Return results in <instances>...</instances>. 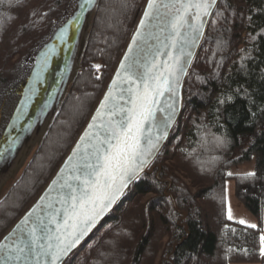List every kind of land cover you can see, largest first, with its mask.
<instances>
[{"label":"trees","instance_id":"obj_1","mask_svg":"<svg viewBox=\"0 0 264 264\" xmlns=\"http://www.w3.org/2000/svg\"><path fill=\"white\" fill-rule=\"evenodd\" d=\"M78 0H0V135L38 52ZM147 0H98L79 68L39 148L0 200V239L51 179L98 103ZM254 170L231 172L248 161ZM257 219L230 220L224 183ZM264 0H218L180 116L146 172L65 264H264Z\"/></svg>","mask_w":264,"mask_h":264},{"label":"water","instance_id":"obj_2","mask_svg":"<svg viewBox=\"0 0 264 264\" xmlns=\"http://www.w3.org/2000/svg\"><path fill=\"white\" fill-rule=\"evenodd\" d=\"M217 1L218 0H215V3L209 9V14L206 16L196 17V10L192 9L186 18L187 22L183 27L178 29L179 35L172 32L170 23L174 16L173 6H180L176 0H158L160 5L158 12L154 17H149L147 19L144 14L146 11L151 12V9L148 7L149 0L146 1L141 15L135 24L132 35L125 46L98 103L79 136L32 205L0 239V245L7 246L11 249H14L17 245L24 247L30 241L32 242L31 252L25 247L24 257L20 261H17L16 264H51V258L44 255V252L47 250L46 246L49 243V240L47 239L48 234L42 232L41 228L47 226V228L52 230L51 234L54 236L57 234V225H63L64 223V208L67 205H65L63 201L67 199V196L71 191L66 185H71L72 188H77L80 185V181L75 179L79 173L75 171L73 166L77 161H80L81 167L83 166L87 156L85 145L89 142L94 143V138L96 136L102 138L107 134V129L102 126L106 125L108 121V117L105 115L107 109L101 108V104L107 103V101H105V96L109 94V90L112 89V96L117 98L119 104H125V101L119 100L118 97L120 87H127V84L118 86L121 76H118L117 73L120 69L121 61L124 60L125 56L133 55V53H129V45L132 44V38L137 30L141 28V21H145V27L141 30L146 34L147 44L144 46L143 51L135 53L136 55L150 58L148 57V53L152 52L155 48L161 47L163 44H171L173 40L176 42L175 47H161V51L168 55L157 57V61L169 60L170 56L179 57L181 63L184 65V71L178 73L179 80L175 85L174 93H172L174 98V109L151 154L148 156L143 155L133 161V167L136 169L134 174L131 171L124 173L119 166L110 169L114 182L110 181V187L98 194L103 195L104 192H107L109 196L114 197L113 202L96 218L95 223L85 232L79 242L75 243L67 254L62 255L55 264H65L75 252L90 241L93 234L100 228L107 216L114 210L115 206L124 196L129 187L138 179V177L146 172L149 165L157 157L166 143L180 116L184 81L187 77L189 67L199 50L203 36L207 31L209 20ZM97 3L98 0L95 9ZM87 5L88 4H85L84 0L82 3V10H84ZM72 15L69 20L58 29L52 40L38 52L32 70L19 90L17 103L0 138V157L6 148L8 149L11 145L13 146L14 142L22 132H26V130L32 126L35 116L40 109L45 108L48 104L52 105V100L58 92L67 69V64L74 43L77 39V34L83 23L81 15H77L75 18H73ZM170 33L172 34V39H169ZM133 48L135 49V45H133ZM189 53H191V55H188ZM114 80L117 81L116 85L113 84ZM126 99L127 98L125 97V100ZM62 102L60 103L57 112L61 107ZM98 110L100 113L99 115ZM57 112L55 113L54 118ZM94 117H96L95 120L93 119ZM90 124L93 125L92 128H89ZM86 132L89 133L88 136H85ZM82 136L85 137L84 140H81ZM128 143L130 144L131 141ZM78 145L80 146L79 148ZM74 149L77 150L76 156H73ZM88 151H90V149H88ZM139 151L142 153L144 151L140 140ZM69 157H72V160H69ZM142 161L144 162L142 163ZM113 163H119L124 167L128 166L127 161L119 155ZM53 181H56V183H53ZM98 208L99 205H97V210ZM50 219H54L55 223H49ZM33 229L36 230L35 234H33ZM37 237H40V239H37ZM51 243L55 244L56 241L52 240ZM38 245H44L45 247L41 248L38 247Z\"/></svg>","mask_w":264,"mask_h":264},{"label":"snow or ice","instance_id":"obj_3","mask_svg":"<svg viewBox=\"0 0 264 264\" xmlns=\"http://www.w3.org/2000/svg\"><path fill=\"white\" fill-rule=\"evenodd\" d=\"M176 2L180 6H173L174 16L170 23L172 32L179 35L178 29L187 22L186 18L192 9L196 10V17L206 16L215 0H176ZM92 3L94 0H85V4L91 5ZM148 7L151 12H145L146 19L154 17L158 12L160 7L158 0H149ZM144 27L145 21L142 20L141 28L137 30L132 38V44L129 45V53H133V55L125 56L117 73L118 76H121L118 86L127 84V87H120L118 97L119 100H124L125 104H119L117 98L112 96V89L109 90V94L105 96L107 103L101 104V108L107 109L105 115H107L108 121L106 125H102L107 129V134L102 138L96 136L94 143L89 142L85 145L87 156L83 166L81 167L80 161H77L73 166L79 173L75 179L80 181V185L77 188L66 185L71 191L67 199L63 201L67 205L64 208L63 225H57V234L54 236L51 234L52 230L47 226L41 228L42 232L48 234L49 243L44 255L51 258V264H55L62 255H66L95 223L96 218L113 202L114 197L109 196L107 192H104L103 195L98 194L110 187V181L114 182L110 169L119 166L124 173L131 171L134 174L136 169L133 167V161L144 155L139 151L142 127L144 123L153 119V106L158 103L157 97L163 96L165 92L174 93L175 85L179 80L178 73L184 71V65L179 57L170 56L169 60L157 61L158 56L168 55L161 51V47H175V40L171 44H163L148 53L150 58L135 54L143 51L147 44L146 34L141 30ZM169 39H172L171 33ZM133 45H135V49ZM113 84L116 85L117 81L114 80ZM93 119L95 120L96 117ZM92 127L93 125L90 124L89 128ZM88 135L89 133L86 132L85 136ZM84 139L85 137L82 136L81 140ZM129 141H131L130 144ZM76 155L77 150L74 149L73 156ZM118 155L127 161V167L113 163ZM69 160H72V157H69ZM97 205H99L98 210ZM49 223H55V220L50 219ZM241 223L244 222L241 221ZM32 231L35 234L36 230ZM52 240H55L56 243H51ZM31 243L30 241L24 247L17 245L14 249L0 245V264H16L24 257L25 247L31 252ZM38 247L45 246L38 245Z\"/></svg>","mask_w":264,"mask_h":264},{"label":"crops","instance_id":"obj_4","mask_svg":"<svg viewBox=\"0 0 264 264\" xmlns=\"http://www.w3.org/2000/svg\"><path fill=\"white\" fill-rule=\"evenodd\" d=\"M57 112V111H56ZM56 112H52V105L41 108L32 123V126L22 132L17 140L0 157V200L5 196L11 186L16 182L22 170L31 159L35 150L40 146ZM44 125V126H43ZM40 131V132H39ZM251 172V171H247ZM245 173V172H243ZM225 212L230 220L252 226L257 224V219L237 199L235 183L227 180L224 184ZM264 212L263 228L261 233V250L264 252ZM230 264H258V263H230Z\"/></svg>","mask_w":264,"mask_h":264},{"label":"bare ground","instance_id":"obj_5","mask_svg":"<svg viewBox=\"0 0 264 264\" xmlns=\"http://www.w3.org/2000/svg\"><path fill=\"white\" fill-rule=\"evenodd\" d=\"M96 2L97 0H94V3H92L90 8L84 12L85 15L83 18V24L81 25V28L77 34V39L74 43L73 50L67 64L66 72L58 92L52 100V112L57 111L77 72L90 28V23L94 14ZM157 100L158 103L153 106L154 117L153 119L144 123L142 127V135L139 137L144 150L143 154L145 156H148L154 150V147L156 146V143L168 122L169 116L174 109V98L172 93L165 92L163 96L157 97Z\"/></svg>","mask_w":264,"mask_h":264},{"label":"rangeland","instance_id":"obj_6","mask_svg":"<svg viewBox=\"0 0 264 264\" xmlns=\"http://www.w3.org/2000/svg\"><path fill=\"white\" fill-rule=\"evenodd\" d=\"M84 2V0H78L77 1V4L75 5V9H74V11H73V15H72V17L73 18H75L77 15L78 16H80L81 15V19H82V21H83V16L85 15L84 14V12H85V10H87V9H89L90 8V6L92 5H87L86 6V8L84 9V10H82V3ZM88 7V8H87ZM80 12H82V13H80ZM80 13V14H79ZM92 21V20H91ZM83 24V23H82ZM91 24V23H90ZM85 47V46H84ZM84 50V49H83ZM78 68H79V66H78ZM78 70V69H77ZM73 81V80H72ZM62 82V81H61ZM72 83V82H71ZM70 86H71V84H70ZM70 86H69V88H70ZM69 90V89H68ZM67 95V94H66ZM66 95H65V97H66ZM65 99V98H64ZM52 121H53V119H52ZM52 121H51V123H52ZM51 123H50V125H51ZM50 125H48V126H50ZM49 128V127H48ZM48 130V129H47ZM47 132V131H46ZM1 133H3V132H1ZM1 136H2V134L0 135V138H1ZM44 138V137H43ZM43 140V139H42ZM42 142V141H41ZM39 148V147H38ZM37 148V149H38ZM37 149L35 150V152L37 151ZM35 152L33 153V155H32V157H31V159L33 158V156H34V154H35ZM31 159L29 160V162L31 161ZM29 162L26 164V166L29 164ZM26 166L24 167V169L26 168ZM24 169L22 170V172H21V174L19 175V177L22 175V173H23V171H24ZM254 170V162L251 160V161H248V162H245V163H243V164H241V165H236V166H234V167H232L231 168V172H234V173H243V172H247V171H253ZM19 177H18V179H19ZM17 179V180H18ZM16 180V181H17ZM226 182V181H225ZM225 184V183H224ZM12 187V186H11ZM10 190V189H9ZM8 190V191H9ZM7 194V193H6ZM5 194V195H6Z\"/></svg>","mask_w":264,"mask_h":264}]
</instances>
